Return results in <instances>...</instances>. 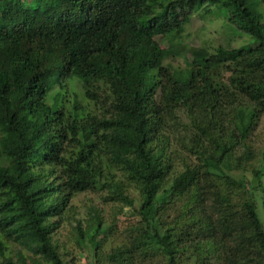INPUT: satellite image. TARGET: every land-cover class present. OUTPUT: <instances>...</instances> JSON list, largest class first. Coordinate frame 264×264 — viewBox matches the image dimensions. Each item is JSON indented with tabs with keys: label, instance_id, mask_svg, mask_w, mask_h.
<instances>
[{
	"label": "trees",
	"instance_id": "trees-1",
	"mask_svg": "<svg viewBox=\"0 0 264 264\" xmlns=\"http://www.w3.org/2000/svg\"><path fill=\"white\" fill-rule=\"evenodd\" d=\"M180 14L248 42L161 48ZM263 116L264 0H0V264H66L88 192L133 219L104 255L117 222L92 210L96 264H264Z\"/></svg>",
	"mask_w": 264,
	"mask_h": 264
},
{
	"label": "rangeland",
	"instance_id": "rangeland-1",
	"mask_svg": "<svg viewBox=\"0 0 264 264\" xmlns=\"http://www.w3.org/2000/svg\"><path fill=\"white\" fill-rule=\"evenodd\" d=\"M208 0H196L197 4L205 3ZM180 20L185 23V28L183 31L178 32L172 39L163 42L159 37L155 38L157 43L161 48L179 46L185 44L190 47H217V46H230V47H240L248 42L245 38H240L239 36L232 37L229 36L230 31L225 33L223 29V24L221 20L214 19L213 21H208L207 18L201 19L199 14L192 18L185 19L179 15ZM184 92V90H183ZM247 117L243 118V123L247 125ZM256 135H260V139L256 140V147L264 150V116L260 120ZM260 159H257L252 163V167L259 169L261 164ZM231 175L236 179L252 180V176L247 173H241L240 171H232ZM254 181V180H253ZM127 191L129 197L134 200L138 199V194L134 191V188L126 183ZM105 193L88 192L84 194H79L70 201L71 210L67 211L63 220L60 223V227L54 236V240L58 243L60 256L64 259L66 264H96L92 256L93 250L95 248V243L87 238L89 231V225L91 224L92 210L99 209L102 211V217L105 222L113 219L117 222L114 228H111V234H105L106 231L101 235V237H107L104 239V255H110L109 253L116 249V247L128 240L130 236H133V219L128 214L123 213L117 216L118 205L111 203H104ZM79 223L80 230L84 234V240L79 241V247L75 244V239L78 238V231H76V226ZM82 247V248H81ZM11 256L13 261L17 260V255L22 252V254L27 257V259L32 258L35 264H46L40 258H35L31 254H28L18 246L10 245ZM30 264V263H28ZM116 264H122L121 261L116 262Z\"/></svg>",
	"mask_w": 264,
	"mask_h": 264
}]
</instances>
